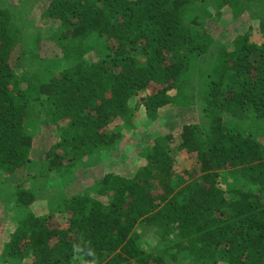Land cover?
Returning a JSON list of instances; mask_svg holds the SVG:
<instances>
[{
    "label": "trees",
    "instance_id": "trees-1",
    "mask_svg": "<svg viewBox=\"0 0 264 264\" xmlns=\"http://www.w3.org/2000/svg\"><path fill=\"white\" fill-rule=\"evenodd\" d=\"M27 1L0 0L3 262L264 264V0ZM143 124L130 177L68 190Z\"/></svg>",
    "mask_w": 264,
    "mask_h": 264
},
{
    "label": "rangeland",
    "instance_id": "rangeland-1",
    "mask_svg": "<svg viewBox=\"0 0 264 264\" xmlns=\"http://www.w3.org/2000/svg\"><path fill=\"white\" fill-rule=\"evenodd\" d=\"M14 1H17V0H9V2H14ZM23 2H24L25 8L28 9L26 15H28L29 12L33 13L34 7L32 6L30 7V4L28 3L27 0H23ZM32 16L33 18H35L34 15ZM36 18H37V15H36ZM205 23L208 25V29L211 35H214L213 37L215 38L217 42L223 44L224 41L229 38L230 29L228 28L227 23H225L224 21L220 20L219 18L215 19V17H213V18L206 20ZM25 25L26 24L24 23L23 26ZM187 119H190L189 115ZM162 124L160 125L161 127H163ZM135 126L137 127V129L124 130L125 138L115 143L112 148H107L106 150H104V152L101 151V154H100L101 158H99L97 161H95L94 159H91L88 161L89 165L87 166L84 165V167L78 168L79 171H77L76 173L75 181L72 183H69L68 186H66L68 190L71 191L72 189H74L75 191H78L80 189H83L85 186L90 185L94 181V179H97L108 172H117L122 176L130 177L134 173L135 165L138 161V158H137V151L139 148L138 145L145 143L147 141H150V139L155 135L156 131L160 130L158 129V127L160 126L157 127L156 125L152 126L148 124H145V125L143 124V125H135ZM244 129L247 130L246 127ZM44 132L53 133V130L51 131L45 130ZM32 157L36 158L37 155H33ZM29 170L31 169H29L28 166L24 170H20L22 171L20 174L21 177L25 178ZM8 180L11 182H14V181L16 182V181H19V178L17 177V174H15ZM68 180L69 178L67 175L62 176L63 182H67ZM53 181L52 183H50L48 188H50L49 191L55 194L54 190L57 189L55 188L57 185L53 184L54 183ZM55 181L57 182V180ZM53 185H54V188H52ZM222 185L232 186V182L224 181ZM49 191L47 193V197L49 196ZM7 196L8 195L4 194L3 191L0 190V253H1V249H3L4 242L8 240L10 233L13 232L17 224L16 223L17 215L15 216V211L20 212V210H17L18 208L13 205V198L8 199ZM41 197L45 198L46 196L43 195ZM41 202H44V201L38 200L35 204L29 206V209L32 211H36L38 215L47 214L48 210L45 204ZM54 223L55 221L50 222L51 225L52 224L54 225ZM142 239L148 240L149 238L143 237ZM154 239L156 240V237H154ZM143 243L145 246H147L146 242H143ZM147 248L151 249L152 246L150 247L147 246ZM0 264H10V263L3 262V259L0 256ZM24 264H28V263L24 262Z\"/></svg>",
    "mask_w": 264,
    "mask_h": 264
}]
</instances>
